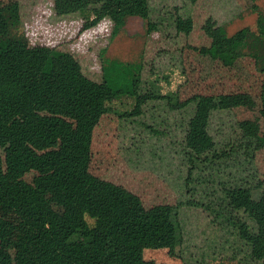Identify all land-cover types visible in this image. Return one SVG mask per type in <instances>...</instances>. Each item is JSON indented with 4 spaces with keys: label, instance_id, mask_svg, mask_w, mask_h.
I'll return each instance as SVG.
<instances>
[{
    "label": "trees",
    "instance_id": "1",
    "mask_svg": "<svg viewBox=\"0 0 264 264\" xmlns=\"http://www.w3.org/2000/svg\"><path fill=\"white\" fill-rule=\"evenodd\" d=\"M257 1L251 6L259 15L257 31L243 27L230 35L210 18L202 26L209 45L188 47L226 67L248 53L264 72V23ZM52 2L58 19L81 17L90 25L108 19L112 39L130 16L147 20V33L166 39L172 30L190 35L194 29L192 17L177 10L151 20V0ZM21 11L20 0L0 2V264H146L144 249L163 247L184 257L182 247H194L192 238L204 219L217 233L209 240L211 255L227 251L235 264H264V218L249 215L254 192L264 182H252L246 174L264 149V138L243 124L218 119L219 112L250 99L218 95L203 105L197 96L178 101L177 91L164 90L172 77L161 75L155 61L152 77H144L141 68L127 89L94 81L74 54L32 46L20 33ZM167 108L180 112L176 125L161 114ZM107 115L118 117L125 134L131 132L129 161L171 174L167 181L185 199L147 208L131 191L99 177L77 200L55 195L75 163L69 147L90 143ZM171 127L179 139L168 141L175 135ZM187 211L202 217L187 220ZM184 259V264H226Z\"/></svg>",
    "mask_w": 264,
    "mask_h": 264
},
{
    "label": "rangeland",
    "instance_id": "2",
    "mask_svg": "<svg viewBox=\"0 0 264 264\" xmlns=\"http://www.w3.org/2000/svg\"><path fill=\"white\" fill-rule=\"evenodd\" d=\"M20 1V33L28 37L32 46H48L74 54L84 74L90 79L97 82L106 80L114 88L127 89L141 68L144 77L151 76L156 63L161 75L164 73L172 77L171 85L165 82L164 90L169 88L177 91L178 101L197 96L203 105L218 95L229 98L248 97L249 103L243 107H235L233 111L219 112L218 119L243 124L254 134L264 138V116L261 112L264 110V72L258 68L255 59L246 53L234 67H226L188 47L209 45L210 39L202 26L210 18L225 26L230 35L243 27L257 31L259 15L251 9L255 4L252 0H199L195 4L189 0H151V20L161 21L170 10H177L193 19L194 29L190 35L172 30L170 39L159 32L148 34L147 20L140 16H130L123 30L112 39L111 22L108 19L95 25L88 24L81 17L58 19L52 0ZM256 4L262 10L261 20L264 23V0H258ZM123 101L130 102L126 98ZM161 114L172 126L181 117L179 111L169 108ZM146 119L151 121V118ZM169 130L174 132V128ZM171 139H179L178 133H171L168 141ZM133 141L131 132L125 134L119 127L117 116H104L94 130L90 143H72L69 147V150L73 149L75 163L68 170L67 178L59 183L55 195L58 198L77 200L84 187L92 179L99 177L131 191L133 198L141 199L147 208L159 204H178L181 198L185 199L167 181L171 174L160 172L147 163L137 166L129 161L125 150L133 145ZM160 143L167 146L166 141ZM0 155L4 156L3 148H0ZM70 158L66 154L65 162ZM176 162L173 176H177V169L180 168ZM246 174L252 182H264V149L255 155ZM185 215L187 220H194V215L197 218L201 216L188 211ZM249 215L264 218V186L255 190L254 204ZM89 222L93 223V220L89 219ZM200 224L196 237L192 238L194 247L189 249L183 246V256L190 260H201L203 257L205 262L215 260L235 264L236 262L227 258V251H221L216 258L211 255L208 245L216 230L206 219L201 220ZM184 257L176 252L172 253L168 247L144 249L146 264H184Z\"/></svg>",
    "mask_w": 264,
    "mask_h": 264
}]
</instances>
